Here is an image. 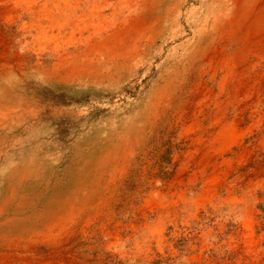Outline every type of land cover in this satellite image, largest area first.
Listing matches in <instances>:
<instances>
[{"label": "bare ground", "instance_id": "obj_1", "mask_svg": "<svg viewBox=\"0 0 264 264\" xmlns=\"http://www.w3.org/2000/svg\"><path fill=\"white\" fill-rule=\"evenodd\" d=\"M251 128L264 144V0H0V264H70L79 239L115 230L120 242H162L167 223L189 224L191 211H169L171 192L186 188L188 203L187 188L250 153ZM163 135L176 179L144 185L123 230L131 190L166 154ZM225 175L190 204L222 201L211 209L221 216L220 192L234 203L201 238L236 219L230 248L259 257L253 186Z\"/></svg>", "mask_w": 264, "mask_h": 264}, {"label": "rangeland", "instance_id": "obj_2", "mask_svg": "<svg viewBox=\"0 0 264 264\" xmlns=\"http://www.w3.org/2000/svg\"><path fill=\"white\" fill-rule=\"evenodd\" d=\"M131 94L132 93H129V96ZM87 104L88 103H84V105ZM249 108L250 107L247 105L244 107L242 106L239 112L247 109V112L244 114L246 118L251 119L250 125H252V122L255 123L257 120L253 115L251 116ZM102 115H108L107 110L103 111ZM211 122V119L207 120L205 127L209 128ZM210 132L213 133L215 130L210 129ZM251 132L255 137L252 140L254 144L251 147L250 153L246 155L243 154L242 156L234 155L228 157L229 162L218 169L216 176H212V173H209L203 180H199L196 187L187 188L192 193L187 196L188 203L184 204L180 199L182 191L186 188L183 189L180 187L171 192V196H169L171 205L169 211L176 207L179 209L185 208V210L197 213L199 216L198 220L193 219L191 215L194 213L190 212V218H188L189 224H185L182 218H180L175 228H173L170 223H167L165 225V233L162 242L159 241V238L151 239L148 233L147 236L153 242H147L144 232H141L142 234H139L137 238L132 241H128L125 235H119L122 239V242H120L116 239V230L115 233H111V235L103 236L102 234H98L95 237L88 236L81 238L79 239L80 244L74 249L76 256L73 257V260L67 261L72 262L70 264H264V244L261 246L259 257L258 254L254 253L251 259H248L243 252L234 251L230 248L231 243L229 236L236 234L237 230L234 229H238L239 221L236 219L230 220L226 227L221 222L224 226V231L222 234L218 235L217 238H207V235L205 238H201L206 228L210 230L215 229V232L219 231V220H225L227 210L234 204L230 203L229 198L223 195V192H220V197L226 202V209L221 216L211 209L220 207L222 201L215 202L213 206L207 205L209 209L208 212L204 210L197 211L190 205L191 202H194L198 198L199 194L206 193L208 189L207 185H210L212 181H224L228 178L225 174L234 171L235 175H244V182L242 183H244L246 187L250 185L253 186L255 194L253 200L258 212L256 222L261 223L258 234L264 233V224L261 222H264V200L261 202L263 197L261 191L264 190V144L260 143L258 129L254 131V128H251ZM179 134L180 131L177 135ZM160 148L166 154L163 155L159 161L156 159V156L149 160V163L151 162V167H147L144 177L142 176V190H138L135 186L130 192L127 200V207L121 217L123 230H128L132 222L137 220L140 209L143 210L142 198H144L143 196L147 195L151 189L144 185H147L153 180H159L161 182L160 185L165 187L176 179L177 171L180 169L181 164L173 163L174 154L178 151L175 152L174 144L168 135H163ZM171 156L173 157L172 159L170 158ZM145 166L146 164L141 167V170ZM192 172L193 171L182 177L185 184L188 183ZM138 200L142 202H138ZM184 205L189 206L184 207ZM200 226H202L201 231L199 230ZM85 227H83V229ZM129 232H131L130 229ZM136 243L140 245L139 249ZM254 259L262 261L260 263H255L252 261Z\"/></svg>", "mask_w": 264, "mask_h": 264}]
</instances>
